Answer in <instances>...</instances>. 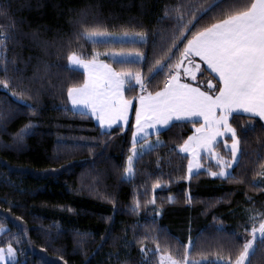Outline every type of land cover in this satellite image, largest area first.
Here are the masks:
<instances>
[{"label":"trees","instance_id":"16d2710c","mask_svg":"<svg viewBox=\"0 0 264 264\" xmlns=\"http://www.w3.org/2000/svg\"><path fill=\"white\" fill-rule=\"evenodd\" d=\"M212 2L0 0V227L5 229L0 247L11 243L18 264H160L165 254L183 261L185 246L189 264H217L221 255L235 260L251 238L252 217L264 215V125L258 118L230 117L241 136L233 178L209 175L218 168L206 157L200 161L206 171L187 177L188 158L180 145L192 134V122H175L159 132L161 143L138 155L125 177L132 118L126 127L104 132L90 116L74 112L67 95L68 87L85 80L69 66L72 53L117 72L139 71L147 90L158 91L169 69L153 74L149 68L173 38L175 60L185 37L222 18V10L233 4L218 0L219 8L193 20V13L199 16ZM189 20L191 31L181 36L178 22ZM95 26L115 35L144 30L146 42L82 38ZM137 51L147 59L119 61L109 55ZM209 80L217 84L202 68L190 82L208 90ZM124 95L133 101L140 95L134 77ZM26 129L21 140L18 134ZM215 151L231 158L221 142ZM157 181L167 184L157 197L180 199L133 208L137 194ZM246 264H264L259 239Z\"/></svg>","mask_w":264,"mask_h":264},{"label":"snow or ice","instance_id":"6c2138e0","mask_svg":"<svg viewBox=\"0 0 264 264\" xmlns=\"http://www.w3.org/2000/svg\"><path fill=\"white\" fill-rule=\"evenodd\" d=\"M219 7L218 0H213L199 16L193 13V20L198 21L203 15ZM165 14L168 15L167 12ZM179 19L182 21L183 17ZM191 23L192 20L187 23L178 22L181 36H184L186 31H191L189 29ZM80 35L84 39L95 41L97 37L106 36L109 33L95 26L90 30L86 29ZM137 36L142 43L146 42L144 30L137 32ZM176 39V37L173 38L172 46L168 47L163 52L162 58L156 59L149 68V72L153 74L162 71L165 67L169 69L163 87L155 92L147 90L145 78L139 71L117 72L103 62H100L98 66L95 58L86 61L77 57L75 53L69 54V63L83 67L86 78L83 84L68 87V99L74 108L81 106L89 109L91 115L99 121L101 128L106 125L111 127L117 121L126 123L128 109L135 106L133 148L132 155L127 157L123 168L125 177L133 173V161L138 155L143 154V149H152V146L147 143L146 133L140 137L145 140L144 145H141V151L138 152L136 148L138 134L144 133L146 126L167 125L173 119H188L192 122L194 131L184 144L180 145V151L200 155L197 149H203L204 153L215 161L218 168V171L209 169V175L233 178L228 170L239 162L241 136L230 123L232 113L243 111L253 117L258 116L264 121V0H250L248 3L233 0L227 12L222 10V18L192 31L190 38L185 37L187 42L183 49L179 50V57L173 60L175 57L173 48L177 47ZM136 56L147 59V54L144 52L137 51ZM196 57L199 58V62L195 60ZM202 64L206 65L215 77H218L215 86L212 80L208 81V90H202L201 87L185 79L197 80V72L202 71ZM47 68L48 65H45L46 71ZM4 71L7 69L5 68ZM133 77L140 90L135 103L133 99L124 95V86ZM4 86L8 87L6 82ZM156 131L159 130L156 129ZM28 134L26 129L22 130L18 136L22 140ZM218 138L224 139V148L230 151V159L215 151L219 142ZM191 170L190 159L189 172ZM158 186L157 181L154 187ZM261 190H264V187ZM252 220L253 227L249 231L251 238L243 243L235 260L233 261L230 255L228 259L221 255L218 257L217 264H246L257 239L261 248L264 249V215H259L258 219L257 216H253ZM3 231L5 229L0 227V232ZM140 251L145 253V248L141 246ZM156 251H160L159 244ZM188 252L189 248L185 246L183 261L173 259L166 254L161 255L160 264H189ZM16 253L17 249L11 243L6 249L0 247V264H18L15 261ZM191 264H197V262L192 261Z\"/></svg>","mask_w":264,"mask_h":264},{"label":"crops","instance_id":"0c3cea01","mask_svg":"<svg viewBox=\"0 0 264 264\" xmlns=\"http://www.w3.org/2000/svg\"><path fill=\"white\" fill-rule=\"evenodd\" d=\"M112 59H115L113 57H111ZM196 61L199 62V58L196 57L195 58ZM100 62H103V61H96L97 65L99 66ZM104 63V62H103ZM106 64V63H104ZM70 65V63H69ZM73 65V64H72ZM74 66V69L75 70H78L80 72H82L86 78V73H85V70L83 67L81 66H76V65H73ZM202 68L210 75L212 76L215 80L218 81V77H215V74L211 73L210 70L207 69V66L206 65H203L202 64ZM102 70V69H101ZM200 72H197V75L199 74ZM187 79V78H185ZM189 80V82L191 81L190 79H187ZM125 88V86H124ZM70 103V107L72 108V110L74 112H77V113H81V114H86V115H89L94 123L100 128V130L104 131V132H107V131H110L111 129L115 128V127H126L131 118H132V122H133V129H132V136H131V143H132V148H133V131H135V124H136V111H135V106L133 105L132 107H130L128 109V112H127V122L125 123L124 121H117L116 123L112 124L111 127H108L107 125L104 127V128H101L100 124H99V121L96 120L92 115H91V112L89 109H86V108H83L81 106H76L75 108L72 106L71 102L69 101ZM135 103V101H134ZM244 115V116H250V117H253L251 116L250 114L248 113H244L243 111H235L232 113V115ZM231 115V116H232ZM255 118H258L260 120V118L258 116H256ZM263 125H264V121L260 120ZM175 122H191L189 121L188 119H180V120H176V119H173L171 121H169V123L167 125H159V124H156L154 127L153 126H146L145 127V130H144V133H140L138 134V143L136 145V148H138V152L141 151V145H144L145 143V140L144 139H141L140 137L141 136H144V134L146 133L147 134V143L149 145H151L152 147H155V146H158L161 141L159 138L156 137V135L163 131L164 129L168 128L172 123H175ZM156 129H158L159 131H156ZM194 131V128L192 130V133ZM192 135V134H191ZM229 140H230V137H229ZM218 141L221 142L224 146V139L223 138H218ZM218 142V143H219ZM148 148H144L143 149V152L147 151ZM197 151L200 153V155H191L189 152H181L182 154H184L185 156H187L188 158V163H187V167H186V174H187V177H191L193 175H195L196 173L200 172V171H206V169L201 165V158L202 157H206L209 161H211L212 163L215 164V162H213V160L210 159V157H208L205 153H204V150L203 149H197ZM230 152V151H229ZM191 159L192 161V170L191 172H189V160ZM216 165V164H215ZM235 165V164H234ZM233 165V166H234ZM229 172H231V169L228 170ZM219 177V176H217ZM219 178H224V177H219Z\"/></svg>","mask_w":264,"mask_h":264},{"label":"rangeland","instance_id":"374dc122","mask_svg":"<svg viewBox=\"0 0 264 264\" xmlns=\"http://www.w3.org/2000/svg\"><path fill=\"white\" fill-rule=\"evenodd\" d=\"M95 41L129 42V41H140V38L137 35H134V34H126V35L125 34H122V35L109 34V35H106V36L97 37ZM109 55H110V57H113V58H115V60H119V61H121V60H126V61H138V60H141V58L137 57L135 53H133V54H130V53H123V54L115 53V54H109ZM69 66L74 69V66L72 64H70ZM137 151H138V148H137ZM130 155H132V151H130ZM213 162H215V161H213ZM165 187H167L166 183L160 184L158 187H153V188H149L147 190L140 191L137 194L136 200H135V202L133 204V208H137V204H139V206L142 205V204H145V203L153 204L152 201H155V203L156 202H174V201H177V200L180 199V196L178 194L174 195V196L157 197V195H156L157 190L164 189ZM16 257L17 256H15V261L17 259Z\"/></svg>","mask_w":264,"mask_h":264}]
</instances>
